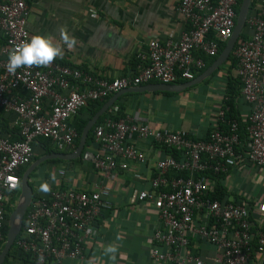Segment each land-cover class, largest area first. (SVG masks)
<instances>
[{
  "label": "built area",
  "instance_id": "built-area-1",
  "mask_svg": "<svg viewBox=\"0 0 264 264\" xmlns=\"http://www.w3.org/2000/svg\"><path fill=\"white\" fill-rule=\"evenodd\" d=\"M237 2L178 0L176 12L184 22L178 38L150 39L136 54L135 74L108 78L57 60L49 67L10 73L9 51L30 39V8L27 0H0V110L13 115L9 132H2L0 122V250L10 198L20 188V170L31 163L36 141L43 138L58 152L73 151L77 137L73 119L89 103L152 81L193 80L206 66L204 57H217L220 43L232 35ZM251 8L246 36L238 38L231 51L249 114L240 121L227 119L228 107L222 102L216 126L205 137H197L183 129L155 131L146 122L115 116V105L107 108L93 129V148L81 153L103 178L89 190L62 187L32 198L13 243L28 255L27 264L85 258L96 221L111 207L105 181L115 179L131 161L146 162L135 139L178 154H165L156 161L149 190H133L135 202L158 198L149 253L152 264H264V227L253 230L249 205L226 194L212 197L229 161L238 169L247 162L264 167V0H255ZM193 236L221 255L212 262L192 255L188 246Z\"/></svg>",
  "mask_w": 264,
  "mask_h": 264
},
{
  "label": "crops",
  "instance_id": "crops-1",
  "mask_svg": "<svg viewBox=\"0 0 264 264\" xmlns=\"http://www.w3.org/2000/svg\"><path fill=\"white\" fill-rule=\"evenodd\" d=\"M177 3L178 0H27L30 8L27 27L30 37L53 34L58 38L59 28L65 26L80 43L71 51L65 50L56 60L117 78L136 73V54L146 48L150 39L178 38L184 22L176 12ZM2 42L0 31V45ZM216 58L206 57V66L195 79ZM156 83L159 82L147 84ZM239 87L235 66L231 60H226L208 76L178 91L123 93L113 103L118 107L114 115L134 119L137 123L146 122L155 131L183 129L194 136L205 137L216 126L222 102L228 109L227 101L231 102L239 121L249 114L250 104L243 100ZM103 114L106 115V111ZM79 117L87 119L88 108H84ZM12 119V114L0 110L1 123L10 126ZM135 144L146 154V162L131 161L126 170L117 172L115 179L105 181L110 188L111 207L96 221L85 245V258L64 259L59 264H88L90 259H94L95 264H112L103 255V248L112 242L119 244L115 264H152L149 253L153 244L152 228L158 219V198L135 202L133 190L150 189L149 181L155 175L156 161L165 153L160 145L149 140L135 139ZM38 150L35 148L34 154L39 153ZM51 152L58 151L53 149ZM74 160H60L57 165L52 162L57 160L51 159L44 170H38L37 166L29 176L32 196H47L49 192L41 191L44 182H48L51 190L62 187L89 190L103 178L82 158ZM234 165L228 162L227 171L220 175L218 182L230 199L249 205L250 221L256 231L264 227V167L249 162L241 169ZM27 168L20 170V176ZM197 219L198 215L195 216ZM188 250L211 262L221 255L219 250L198 241L195 236L191 238ZM13 263L27 264V261L14 258Z\"/></svg>",
  "mask_w": 264,
  "mask_h": 264
},
{
  "label": "water",
  "instance_id": "water-1",
  "mask_svg": "<svg viewBox=\"0 0 264 264\" xmlns=\"http://www.w3.org/2000/svg\"><path fill=\"white\" fill-rule=\"evenodd\" d=\"M252 0H242L237 11V17L235 21V26L233 29V33L230 38L226 41L224 48L217 56V58L212 62L210 66H208L205 71L198 77L194 78L193 80L186 81L181 85L177 84H165V83H156V84H146L137 87H127L121 89L120 91L116 92L113 96H111L96 112L95 114L88 120L86 125L84 126L82 133L80 135L78 144L76 148L69 152H51L49 154L43 155L36 159L32 164L28 166V168L24 171L20 179V196L18 199V203L16 208L9 214L8 216V229L5 236L4 244L0 250V264H2L12 247L14 240L17 234L20 231V227L23 222L24 215L26 210L32 200V188L29 185V176L31 172L43 161L51 160V159H59V160H74L78 159L81 156L83 149L85 148L86 139L88 133L92 126L96 123L99 117L113 105L115 100L123 93L126 92H142L145 90H160V91H178L180 88L189 87L190 85L194 84L198 81V79H202L203 77L208 76L214 69L220 66L223 62L228 60L230 53L237 42L242 29L245 25V21L249 12L250 4Z\"/></svg>",
  "mask_w": 264,
  "mask_h": 264
},
{
  "label": "clouds",
  "instance_id": "clouds-1",
  "mask_svg": "<svg viewBox=\"0 0 264 264\" xmlns=\"http://www.w3.org/2000/svg\"><path fill=\"white\" fill-rule=\"evenodd\" d=\"M58 32V38L53 34H35L13 46L8 53L7 70L15 73L20 68L49 67L63 56L65 50L71 51L79 46V40L65 26H61ZM41 191H51L48 182L41 185ZM118 249V243H109L103 248V255L115 264ZM88 264H95L94 259H90Z\"/></svg>",
  "mask_w": 264,
  "mask_h": 264
},
{
  "label": "trees",
  "instance_id": "trees-1",
  "mask_svg": "<svg viewBox=\"0 0 264 264\" xmlns=\"http://www.w3.org/2000/svg\"><path fill=\"white\" fill-rule=\"evenodd\" d=\"M241 1L242 0H238L237 2V6H236V11H238L239 9V6L241 4ZM255 0H252L251 2V6H250V10L252 9L251 7L253 6ZM250 12V11H249ZM246 30H247V25H244L243 29H242V32L239 36V38H244L246 36ZM225 43L226 42H223V43H220V46H219V51H218V55L220 54V52L222 51V49L224 48L225 46ZM217 55V56H218ZM206 57H204V60H205ZM213 58H216V57H213ZM228 60H231L232 62V65L235 66V61H234V58L232 56V53H230V56L228 58ZM59 62V61H58ZM62 63V62H60ZM204 70V69H203ZM202 71V70H201ZM199 71V72H201ZM237 81H238V84H240L239 82V79L237 77ZM241 89V84H240V87H239V90ZM109 98H106L100 102H92V103H89L86 107L84 108H88V118L87 119H81L79 117V114L81 113V111L84 109L82 108L80 111H79V114L77 116H75V118L73 119V125L76 129V132H77V137H76V146L78 144V141H79V138H80V135L82 133V130L84 128V126L86 125L87 121L93 116V114L101 107V105L107 101ZM227 104L229 106V109H228V112H227V119H230V118H237V115L234 114V110H233V105L231 104V102L227 101ZM105 116V114H102L99 119L96 121V123L92 126V128L90 129L89 133H88V136H87V139H86V143H85V148L89 147V146H92L93 144V140H94V137H93V129L94 127L103 119V117ZM1 128H2V132L3 133H6V132H9L8 128V124L6 123H1ZM36 149H39V153L37 154H34L33 156V159H37L40 155H44V154H47L49 152H51L53 149L51 147V144L49 143V141L43 139V138H39L38 139V143L37 144H34L33 146V149L35 150ZM164 150V153L165 154H171L173 156H177V152L174 150V149H168V148H163ZM35 152V151H34ZM81 156L78 158L80 159ZM32 159V160H33ZM76 159V160H78ZM75 161V160H74ZM30 165V164H29ZM28 165V166H29ZM27 167V166H26ZM22 170V169H21ZM20 174V173H19ZM224 195V189H223V186L218 182V185L216 186V193L212 196V197H219V198H222ZM35 197H41L40 195H36L34 194L32 196V198H35ZM10 214V210L8 212V215L7 217L9 216ZM25 219V215H24V218ZM8 220V218H7ZM7 229H8V224L6 223L5 225V228H4V237L6 236V233H7ZM1 247V246H0ZM12 258V260H11ZM14 258H17L18 260H26L28 259V255L26 254H23L21 252H18L14 245H12V247L10 248L3 264H6L8 262H13Z\"/></svg>",
  "mask_w": 264,
  "mask_h": 264
},
{
  "label": "rangeland",
  "instance_id": "rangeland-1",
  "mask_svg": "<svg viewBox=\"0 0 264 264\" xmlns=\"http://www.w3.org/2000/svg\"><path fill=\"white\" fill-rule=\"evenodd\" d=\"M54 160H57V161H52V162L56 163L57 165L61 163V161L60 160L58 161V159H54ZM50 162H51L50 160L43 161L42 163H40L38 165V170H44L45 165H47V163L50 164ZM25 168H22V169H25ZM20 194H21V192H20V188H19V191L16 192L15 194H13L12 197L10 198V204L8 206V208L10 209V213L16 208L17 201H18Z\"/></svg>",
  "mask_w": 264,
  "mask_h": 264
}]
</instances>
